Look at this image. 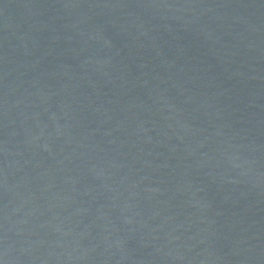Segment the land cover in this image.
I'll return each mask as SVG.
<instances>
[{
  "label": "water",
  "instance_id": "95a60500",
  "mask_svg": "<svg viewBox=\"0 0 264 264\" xmlns=\"http://www.w3.org/2000/svg\"><path fill=\"white\" fill-rule=\"evenodd\" d=\"M0 264H264V0H0Z\"/></svg>",
  "mask_w": 264,
  "mask_h": 264
}]
</instances>
